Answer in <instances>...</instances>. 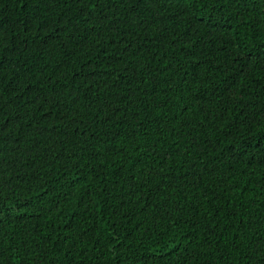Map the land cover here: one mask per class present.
Returning a JSON list of instances; mask_svg holds the SVG:
<instances>
[{
    "label": "trees",
    "instance_id": "trees-1",
    "mask_svg": "<svg viewBox=\"0 0 264 264\" xmlns=\"http://www.w3.org/2000/svg\"><path fill=\"white\" fill-rule=\"evenodd\" d=\"M0 264H264V0H0Z\"/></svg>",
    "mask_w": 264,
    "mask_h": 264
}]
</instances>
